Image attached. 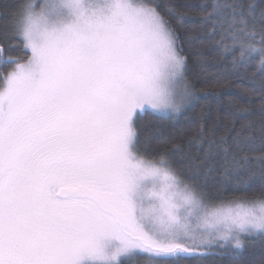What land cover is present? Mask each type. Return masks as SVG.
Segmentation results:
<instances>
[{
	"label": "snow or ice",
	"instance_id": "6c2138e0",
	"mask_svg": "<svg viewBox=\"0 0 264 264\" xmlns=\"http://www.w3.org/2000/svg\"><path fill=\"white\" fill-rule=\"evenodd\" d=\"M190 9L233 68L264 77V0L0 10V264H204L264 240V90L258 115L239 105L173 145L188 176L141 147L143 115L193 98L177 31Z\"/></svg>",
	"mask_w": 264,
	"mask_h": 264
},
{
	"label": "trees",
	"instance_id": "16d2710c",
	"mask_svg": "<svg viewBox=\"0 0 264 264\" xmlns=\"http://www.w3.org/2000/svg\"><path fill=\"white\" fill-rule=\"evenodd\" d=\"M167 0H160L163 6ZM176 4L199 5L205 0H173ZM14 0H0V10H11ZM191 17L177 31L183 54L187 56L186 78L193 86V98L176 114H148L137 121L141 147L147 142L150 153H172L173 165L185 176L189 175L183 167L185 161L173 152V145L189 148V138L201 124L210 126L217 123L222 131L228 123L226 114L239 105L248 106L253 116L258 115L260 94L264 90L262 77L255 62H245L233 68L232 55H222L214 45L197 15L198 9H190ZM12 55L20 56L21 52ZM194 151V146H192ZM258 155V153L256 154ZM258 187V186H257ZM211 191V188H210ZM227 195V193H225ZM248 241L243 250L223 251L206 258L204 264H261L264 260V240L245 237ZM124 264H141L139 257L123 258ZM189 264H195L190 261Z\"/></svg>",
	"mask_w": 264,
	"mask_h": 264
},
{
	"label": "rangeland",
	"instance_id": "374dc122",
	"mask_svg": "<svg viewBox=\"0 0 264 264\" xmlns=\"http://www.w3.org/2000/svg\"><path fill=\"white\" fill-rule=\"evenodd\" d=\"M185 106H186V105H185ZM185 106H184V107H185ZM182 110H183V109H182ZM182 110H181V111H182ZM181 111H180V112H181ZM180 112H178V113H180ZM178 113H162V114L176 115V114H178Z\"/></svg>",
	"mask_w": 264,
	"mask_h": 264
}]
</instances>
